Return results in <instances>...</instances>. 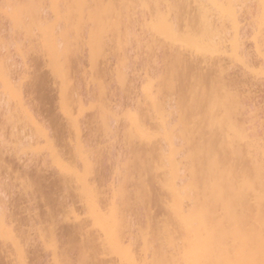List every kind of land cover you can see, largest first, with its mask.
I'll list each match as a JSON object with an SVG mask.
<instances>
[{"label": "bare ground", "instance_id": "obj_1", "mask_svg": "<svg viewBox=\"0 0 264 264\" xmlns=\"http://www.w3.org/2000/svg\"><path fill=\"white\" fill-rule=\"evenodd\" d=\"M194 1L0 0V264H264V0Z\"/></svg>", "mask_w": 264, "mask_h": 264}, {"label": "rangeland", "instance_id": "obj_2", "mask_svg": "<svg viewBox=\"0 0 264 264\" xmlns=\"http://www.w3.org/2000/svg\"><path fill=\"white\" fill-rule=\"evenodd\" d=\"M182 0H177V2L178 3H180V4H178L177 2H175V3H177L179 6L180 5H182L181 7H182V9H183V12H184V15H187V16H189V15H191V13L190 14H188V12H186V14H185V11H186V9H185V11H184V8H187V7H189V8H193L194 6V0H191V2H190V0H189V2H188V5L186 4V5H183V3L182 2H184L185 3V1H182ZM186 1H188V0H186ZM236 1V0H235ZM197 2H198V0H197ZM205 2H206V0H205ZM176 4V5H177ZM177 5V6H178ZM207 6H210V4L209 3H207L206 4ZM236 8L239 10V12L241 13V18H239V20H241V22H240V24H241V27H242V25H243V27L244 28H242L241 30L242 31H244V29L245 30H247V31H249L250 32V29H252V27H253V24H254V20H253V18H254V13L258 10V8H259V4H258V2H257V0H247V1H245V0H239L238 1V3H236ZM181 7H179V8H181ZM189 8L187 9L188 11H189ZM196 8V7H195ZM182 9H181V11L180 12H182ZM191 9H190V11H191ZM180 10V9H179ZM183 12H182V14H183ZM191 12H193L192 13V15L194 14V12H195V10H194V8H193V10L191 11ZM191 15V16H192ZM249 32H247L248 34H249ZM245 33V35L247 34L245 31L244 32H241V35L242 34H244ZM245 35H242V36H244V38H245ZM252 35V34H251ZM246 39H249L248 37H250V36H247L246 35ZM251 38V37H250Z\"/></svg>", "mask_w": 264, "mask_h": 264}]
</instances>
